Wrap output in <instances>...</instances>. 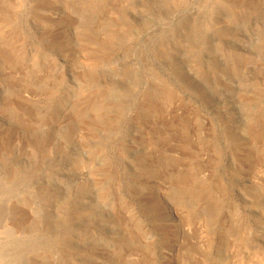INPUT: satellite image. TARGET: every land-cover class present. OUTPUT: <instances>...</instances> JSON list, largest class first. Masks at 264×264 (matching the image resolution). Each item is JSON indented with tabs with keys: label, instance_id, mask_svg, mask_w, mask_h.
I'll use <instances>...</instances> for the list:
<instances>
[{
	"label": "rangeland",
	"instance_id": "1",
	"mask_svg": "<svg viewBox=\"0 0 264 264\" xmlns=\"http://www.w3.org/2000/svg\"><path fill=\"white\" fill-rule=\"evenodd\" d=\"M0 264H264V0H0Z\"/></svg>",
	"mask_w": 264,
	"mask_h": 264
}]
</instances>
